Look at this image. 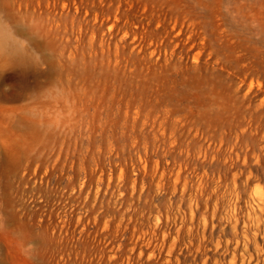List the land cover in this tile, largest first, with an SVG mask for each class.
Segmentation results:
<instances>
[{
    "label": "rangeland",
    "instance_id": "rangeland-1",
    "mask_svg": "<svg viewBox=\"0 0 264 264\" xmlns=\"http://www.w3.org/2000/svg\"><path fill=\"white\" fill-rule=\"evenodd\" d=\"M0 264H264V0H0Z\"/></svg>",
    "mask_w": 264,
    "mask_h": 264
}]
</instances>
